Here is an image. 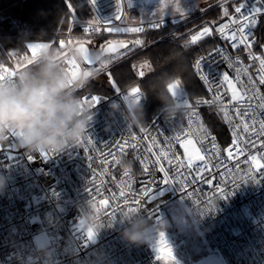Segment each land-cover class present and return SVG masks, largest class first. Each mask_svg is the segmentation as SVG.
Segmentation results:
<instances>
[{"label":"built area","instance_id":"built-area-1","mask_svg":"<svg viewBox=\"0 0 264 264\" xmlns=\"http://www.w3.org/2000/svg\"><path fill=\"white\" fill-rule=\"evenodd\" d=\"M85 2L92 18L72 15L65 30L25 40L34 60L43 48H37L33 57L29 44L64 49L66 55L68 47H74V40L81 36L96 39L135 36L140 40L141 35L191 22L214 7L208 4L124 21V0ZM244 3L248 7L262 6L261 0H256L255 4L253 0H233L227 16L222 12L188 29L186 42L195 51L192 67L204 95L192 98L181 85L192 107L178 121L166 120L161 115V105L140 127L130 125L123 112L116 113L113 123L109 116L110 103L121 101L123 109L122 97L131 95L132 87L140 88V80L146 74L144 77L138 74L140 80L119 88L120 92L92 93L85 87L93 80V73L87 70L82 59L75 63L65 60L68 71L76 72L77 79H85L83 87L76 89L82 101L92 95L101 98L94 106L96 122L85 135L90 136L93 143L89 144L84 137L78 146L65 147L62 151L49 150L45 155L18 149L13 135L0 142V264H162L168 260L175 264H195V254L189 250L183 234L160 226L167 214V203L175 198L184 200L196 227L222 257L223 264H264V145L260 142L264 138V132L260 131V124L264 122V108L261 107L264 106V84L260 83V76L264 75V66L260 64V59H264V39L258 35L264 12L255 16L257 25L252 34L236 48L232 47L233 41L223 39L217 31L228 25L225 33L230 35L237 31L239 36L241 14L236 13L235 8ZM232 20L237 23L233 24ZM204 27L211 28L212 34L191 43V37ZM61 40L65 42L63 47ZM216 49L223 51L210 56ZM197 60H202L203 73L194 67ZM20 69L6 66L0 58V76L7 77ZM103 71L108 73V68ZM84 72L91 75L84 78ZM225 73L235 91L245 96L240 105L231 101L233 89L224 82ZM201 75L207 76V83ZM140 96L142 101V90ZM197 100H216V104L197 106ZM218 105L232 117L231 124L225 120L224 112L217 110ZM236 107L247 109L245 120L250 126L255 122L257 135L241 132L240 138L245 143L239 147L244 151L230 157L227 149L232 145L235 125L240 123ZM204 108L214 109L222 118L230 131L228 145L223 146L207 127ZM241 115H244L243 110ZM106 123L111 125L108 130H105ZM197 127L206 129L202 134L204 147L211 148V137H215L216 147L212 152L205 153L200 137L193 135L192 129ZM130 134L135 138L131 143L136 147L127 148L123 155L117 150L113 157H108L109 161H116L109 167L105 164V156L115 148L114 140H127ZM189 139L195 141L196 146L201 147V154L206 156L203 163L196 161L191 168L188 167V153L192 151L187 144ZM140 149H143L144 163L134 159ZM121 160L130 161L131 167H123L119 163ZM257 160L259 166L254 165ZM194 178V183H188ZM92 181L101 186L100 195L90 191L94 187ZM101 200H108V204H101ZM130 210H137L138 215L148 220L152 227L149 240L131 243L124 238L123 231L128 223L125 212ZM89 228L94 232L92 238L87 234ZM160 232H164L163 238ZM165 244L171 248L174 259L158 251Z\"/></svg>","mask_w":264,"mask_h":264},{"label":"clouds","instance_id":"clouds-1","mask_svg":"<svg viewBox=\"0 0 264 264\" xmlns=\"http://www.w3.org/2000/svg\"><path fill=\"white\" fill-rule=\"evenodd\" d=\"M64 49L44 48L28 66L16 71L10 78L0 79V142L15 134L17 148L26 152L62 151L65 147L78 146L96 122L94 106L84 104L76 89L83 87L85 79H77L68 71L65 60L75 63L82 52L69 46ZM85 73V72H84ZM84 78H87L84 76ZM90 73V72H88ZM172 74H164L149 84L152 92L163 104L161 115L166 120L178 121L187 111V103L179 91L169 90ZM113 100L109 105V116L113 123L117 112H123L127 122L137 127L145 123L143 104L135 95ZM221 110V106H217ZM111 125L106 123L105 130ZM206 129H193L194 136L202 135ZM125 168L130 161H121ZM2 187V177H0ZM127 226L123 236L131 243H141L152 236L148 220L135 211L125 212Z\"/></svg>","mask_w":264,"mask_h":264},{"label":"trees","instance_id":"trees-1","mask_svg":"<svg viewBox=\"0 0 264 264\" xmlns=\"http://www.w3.org/2000/svg\"><path fill=\"white\" fill-rule=\"evenodd\" d=\"M230 6V2L214 6L197 19L174 29L141 35L139 37L141 45H133L127 54L110 63L108 73L110 80L115 81L114 85L107 86L100 81H91L85 90L109 94L115 88L133 84L140 80L137 72L138 63L141 60H148L152 69L139 83L143 92L141 103L144 106L146 121L163 105L152 92L148 91L149 84L154 83L161 75L172 74L174 78L169 83L178 79L192 98L204 95L202 85L193 71L195 51L191 50V45L186 42L187 31L192 24L217 16L224 12V9L229 10ZM14 8H18L17 16L12 12ZM72 15L92 18V12L85 0H0L1 60L11 68L28 66V61L34 59L25 46V40L65 30ZM258 35L264 39V16L258 27ZM185 44L188 47L185 48ZM203 113L207 127L217 135L223 146L228 145L231 139L230 131L218 112L204 108Z\"/></svg>","mask_w":264,"mask_h":264},{"label":"snow or ice","instance_id":"snow-or-ice-1","mask_svg":"<svg viewBox=\"0 0 264 264\" xmlns=\"http://www.w3.org/2000/svg\"><path fill=\"white\" fill-rule=\"evenodd\" d=\"M180 0H177V3L179 4ZM256 0H253V4H255ZM261 5L259 7H248L247 3L241 4L240 6L235 8V12L238 14H241V21L240 23L242 24V26L238 29L239 32V36L237 34V31H232L230 35L225 33V29L228 27V25H223L220 28L217 29V31L219 33H221L222 38L226 39V40H231L233 41L232 43V47L236 48L238 47L240 44H244L247 40H248V36L252 34L253 29L256 27L257 25V20L255 19V16L257 14H260L262 12H264V0H261ZM177 11H179V7H177ZM245 12H247V14H244ZM224 15L227 16L228 12L227 9H224ZM232 23L235 24L237 23V21L232 20ZM157 27H159V25H156ZM115 31L119 32L120 29H115ZM133 31H141V29H133ZM212 34V29L208 28V27H204L203 30L198 34V35H194L191 37V43L195 44L198 40H200L203 37L206 36H210ZM254 42V41H253ZM64 41L61 40L60 41V46L63 47L64 46ZM135 45H139L142 43V41L140 40H136ZM28 47L30 49H32V53H33V57H35L36 55V49L37 48H46L48 47L46 44L45 45H35V44H29ZM184 47H188L187 44L184 45ZM249 47H250V43H249ZM125 48H127V45H125ZM111 51L115 52V49H111ZM222 49H216L214 50V53H210L209 55H213L219 52H222ZM85 56H84V60L87 61L88 64H92L93 60L91 59V57L89 55H87V50H85ZM127 54V53H125ZM252 59H259V57H250ZM97 60L100 59L99 56L96 57ZM32 62V60L28 61V64H30ZM202 64V60H197L196 64L194 65L195 69L197 72L203 73V68L201 67ZM260 64L262 66H264V59H260ZM231 67V64L229 65ZM69 71L71 73H73L74 76L77 75L76 72H72L71 69H69ZM13 75V73H9V75L7 76V78H10V76ZM91 73L85 72L84 76L88 77L90 76ZM139 76L140 77H144L145 76V72L144 71H140L139 72ZM6 77L4 76H0V79H4ZM201 79L205 81V83H207L208 78L207 76L201 75ZM224 82H226L230 88L233 89V94L231 97V101L237 105H240L242 101L245 100V96L238 94L235 91V86L233 85L232 81L229 79L228 75L225 73L224 77H223ZM113 85L115 84V81H112ZM260 83L264 84V75L260 76ZM169 90L171 92H173V94H175L176 91H179L182 98L185 99L186 103H187V109H190L192 107V105L189 103L186 92L183 88L180 87V81L177 79L174 83H170L169 84ZM218 90V89H217ZM116 92H120L119 88H115ZM209 91H212V89H209ZM141 89L139 87H132L131 88V95H135L137 96V99L141 101ZM127 95H125L126 97ZM248 100H251L252 97H247ZM101 98L95 95H92L90 97H85L83 100V103H87V104H91L93 106L97 105L100 102ZM197 106L200 105H214L216 104V100H197L196 102ZM248 107H251V104L248 105ZM262 108H264V106H261ZM243 110L244 115H241V111ZM220 111L224 112V118L226 121H228L231 124L232 121V117H230L228 115V112L225 108H221ZM235 113L236 116L239 117L240 119V123L235 125V131H234V137H233V141H232V145L230 148L227 149V153L228 156L230 157H234V156H238L240 155L244 149L239 147L240 144L245 143V141H243L240 138V133L243 132L245 135H248L249 132H251L253 135H257L256 133V127H255V122H253V124L250 126L247 121L245 120V117L248 115V111L247 109H242L241 107H236L235 108ZM192 115L195 116L196 112L195 110H193ZM262 115H264V112H262ZM189 124H191V121H189ZM260 131L264 132V122H261L260 124ZM193 132V129H192ZM13 136L15 137V134H13ZM200 137V142H201V147H204V140H203V136L200 135L198 136ZM85 139L87 140V142L89 144H92L93 141L91 139L90 136H85ZM135 138L130 134L127 140H122V141H115L114 140V144H115V148L107 153V155L105 156V164H108L109 167L112 166L113 163H116L115 160L109 161L108 157H113L115 152L118 150L119 153L121 155H123L127 148H134L136 147L135 144L131 143L132 140H134ZM177 139H180L179 137ZM211 141H212V147L211 148H206L204 147V152H212L213 149H215L216 145L214 143L215 141V137H211ZM261 144L264 145V138L261 139ZM188 145H191L192 147V151L190 153H188V167H193L194 162L199 161L201 163H203L206 160V156L204 154H201V147H197L196 146V142L189 139L187 141ZM85 151H87V149H85ZM149 152H151V149H148ZM185 151L186 153L188 152L187 146H185ZM43 154H47L46 152H42ZM215 154V153H214ZM163 157H159L158 159H162ZM89 160L93 159V157H88ZM137 162L140 163H144L143 160V149L139 150L138 155L134 158ZM253 159H255V157H253ZM122 161V160H121ZM121 161L119 163H121ZM126 161V160H124ZM237 163H239V161H237ZM259 166V165H258ZM205 170L207 169V165L205 164ZM161 171H164L163 167H161L160 169ZM197 171L199 172V169H197ZM195 182V178L193 179V181H189L188 183H194ZM94 187L92 189H90V191L95 192L96 195H100V187L99 185H95V181H92ZM123 196V194H121ZM101 204L103 205H107L108 204V200H101L100 201ZM132 211V210H130ZM87 234L89 236V238H92L94 236V232L92 231V229H88L87 230ZM159 236L161 238H163L165 236L164 232H160ZM159 252L163 253L164 255H167L169 257H172V259H174L173 253L171 248L167 247V245L165 244L164 247L159 248L158 249Z\"/></svg>","mask_w":264,"mask_h":264},{"label":"rangeland","instance_id":"rangeland-1","mask_svg":"<svg viewBox=\"0 0 264 264\" xmlns=\"http://www.w3.org/2000/svg\"><path fill=\"white\" fill-rule=\"evenodd\" d=\"M125 1V14L124 21H136L142 18L148 17L151 13L162 14L165 12L179 11L195 8L199 6H205L208 4H214L218 6L221 4L231 3V0H180L179 4L177 0H124ZM12 12L17 16L18 8L12 9ZM107 39V40H106ZM115 39L112 37H106L104 40L96 39L93 37L84 36L83 38H77L74 42L85 40L89 43L93 52H97L101 49L104 43L108 40ZM130 44L127 48L121 49L113 54L101 57L96 63L92 65H86L88 71L93 73L92 81H100L107 86H110L112 80H110L109 73L103 71L108 68L110 63L118 58H121L125 53L135 45L136 37H128ZM32 57V56H31ZM33 59V58H32ZM152 67L148 60H141L137 66V72L144 71L145 74L150 73ZM101 70V71H100ZM103 71V72H102ZM176 81V80H175ZM175 81L171 82L174 83ZM91 82V81H90ZM181 86V84H180ZM260 162L257 160L254 162L255 166H258ZM167 214L164 215L160 221L161 227H168L176 229L183 234L189 250L195 254V264H223L222 257L214 251L204 235L196 227L190 211L182 198H175L166 205ZM181 259V257H178ZM175 261H165L162 264H175Z\"/></svg>","mask_w":264,"mask_h":264},{"label":"water","instance_id":"water-1","mask_svg":"<svg viewBox=\"0 0 264 264\" xmlns=\"http://www.w3.org/2000/svg\"><path fill=\"white\" fill-rule=\"evenodd\" d=\"M129 44H130V40L128 39H111L105 42L99 51L93 52L88 42L78 41L75 43L74 48L82 52L81 59L85 65H92L98 61L96 59L97 56L101 58L103 56L113 54L121 49H124L125 45L128 46ZM111 49H115V52L111 51ZM85 50H87V55H89L93 60L92 64H88L87 61L84 60V56L86 54Z\"/></svg>","mask_w":264,"mask_h":264}]
</instances>
